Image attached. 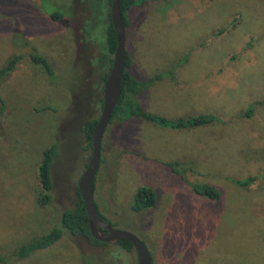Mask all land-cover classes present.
Here are the masks:
<instances>
[{"label":"rangeland","instance_id":"374dc122","mask_svg":"<svg viewBox=\"0 0 264 264\" xmlns=\"http://www.w3.org/2000/svg\"><path fill=\"white\" fill-rule=\"evenodd\" d=\"M109 13V0H0V67L22 55L0 80L1 254L49 231L74 204L91 155L83 123L100 114L113 58ZM128 19L127 70L153 79L138 95L141 107L221 121L179 129L139 117L109 123L95 178L100 213L143 239L151 264H264V0H143ZM31 47L47 58L54 81L31 60ZM52 142V201L41 205L37 166ZM246 177L254 181L235 182ZM203 183L221 197L197 194L193 186ZM143 184L157 202L135 213L129 205ZM95 247L66 234L12 264H82L94 249L106 250L104 264H137L134 248ZM93 260L85 256V264Z\"/></svg>","mask_w":264,"mask_h":264},{"label":"trees","instance_id":"16d2710c","mask_svg":"<svg viewBox=\"0 0 264 264\" xmlns=\"http://www.w3.org/2000/svg\"><path fill=\"white\" fill-rule=\"evenodd\" d=\"M141 1L143 0H120V9L126 27L128 25V17L130 10L132 9V7H134ZM49 16L54 21H60L63 17V14L60 11H50ZM108 17L109 20L106 26V44L109 53L113 54L117 46V39L115 29L110 19V13ZM29 55L34 63L40 64L45 69L46 74L48 75L50 80L54 81L55 74L47 58L44 55L38 53L35 47H31ZM21 57V54H15L11 58H9L2 67H0V80L6 75L7 72L15 68L16 64L21 59ZM130 65L131 61L127 52L125 69L122 75L120 100L113 110L109 123H111L113 120L124 121L132 117H139L150 120L151 122L157 124L160 127H166L169 129H179L197 127L221 121V118L214 113H200L185 118L172 119L145 111L139 104L138 95L149 87L153 79L145 81L134 76L127 70ZM107 74L108 72L106 73L105 78ZM2 109L3 107H0V113ZM252 111L253 105H249L244 115L250 117ZM97 118L98 117L87 118L83 123L82 131L85 139L84 150L91 149L92 132L94 127L96 126ZM58 148V143L52 142L42 152L41 160L37 166V175L41 186V194L39 197V203L41 205H47L52 201L51 190L54 185L52 168L56 155L58 153ZM252 181H254L253 177H246L235 180V182L241 186H246ZM193 189L200 196L209 199H219L222 193L220 189L208 183L193 186ZM156 202V190L150 185L143 184L136 189L129 207L131 211L138 213L155 206ZM98 212L100 213L99 209ZM100 215L104 217L101 213ZM111 224L114 225L112 222ZM66 234L75 237H80L83 239L84 242H87L88 244L96 247H105L109 244L108 242H103L93 237L89 228L86 209L77 187L74 204L72 205V207L63 209L61 211L58 221L54 224V226L49 231L41 235L32 237L28 242L20 245L13 251L7 254L0 253V264H12L18 260L27 258L39 250L46 249L52 246L62 236ZM115 243L120 245L124 249L129 250L133 248L132 243L124 238L119 239ZM99 251L100 250L98 249H94L88 254H85L82 257V264H85V256L87 258L89 255H97L98 257V262H96L95 260L91 261L93 264H104L106 261L107 252L106 250H101L103 251H100L101 253Z\"/></svg>","mask_w":264,"mask_h":264},{"label":"water","instance_id":"95a60500","mask_svg":"<svg viewBox=\"0 0 264 264\" xmlns=\"http://www.w3.org/2000/svg\"><path fill=\"white\" fill-rule=\"evenodd\" d=\"M110 19L115 29L117 46L102 88V107L92 132L91 155L79 176L77 188L86 209L93 237L108 243L124 238L132 243L137 253V264H151V254L145 241L134 232L114 226L102 217L94 198L95 178L101 163L102 139L113 110L120 100L127 56L126 26L120 9V0H110Z\"/></svg>","mask_w":264,"mask_h":264}]
</instances>
